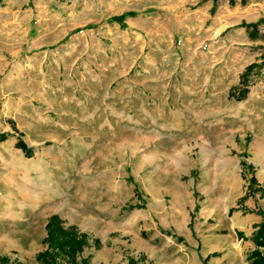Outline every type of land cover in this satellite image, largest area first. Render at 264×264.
I'll list each match as a JSON object with an SVG mask.
<instances>
[{"label": "rangeland", "instance_id": "obj_1", "mask_svg": "<svg viewBox=\"0 0 264 264\" xmlns=\"http://www.w3.org/2000/svg\"><path fill=\"white\" fill-rule=\"evenodd\" d=\"M198 1L31 0L18 11L38 19L15 28L18 49L10 59L17 65L1 72L2 122L65 141L71 203L73 193L88 202L95 192L98 207L111 205L114 214L109 238L89 231L103 225L94 227L86 214L68 210L66 222L51 214L43 240L14 239L0 264H164L168 256L151 246L152 231H140L137 239L141 226L132 225L138 211L183 242L186 231L216 223L200 219L205 203L214 204L212 190L225 188L228 195L241 182L239 209H249L252 198L257 208L264 205V188L257 187L264 157L257 163L251 153L264 149V66L242 78L264 58L249 55L255 46L227 42L241 24L228 21L222 0H214L219 5L207 15L198 12ZM246 87L249 94L240 100ZM50 169L60 180L59 168ZM204 173L209 179L202 181ZM231 196L224 201L225 222L238 211L227 206ZM54 217L69 237L83 238L75 255L51 244ZM229 249L210 254L204 264Z\"/></svg>", "mask_w": 264, "mask_h": 264}, {"label": "crops", "instance_id": "obj_2", "mask_svg": "<svg viewBox=\"0 0 264 264\" xmlns=\"http://www.w3.org/2000/svg\"><path fill=\"white\" fill-rule=\"evenodd\" d=\"M242 1L222 0V8L229 10L227 13L228 21L233 20L235 22L234 26H239L244 22L249 24L264 20V0H245V4ZM30 2L31 0H3L0 3V102H3L5 97L1 72L11 71V68H16L17 65L16 62H11L10 59V56L14 55L18 49L15 41L18 30L15 28L18 26L22 28L27 24L32 25L33 21L38 19L33 14H18V11ZM203 2L204 0L198 1V3H202V7H199L198 12L206 15L209 12L211 14L215 12L216 7L219 5L218 1L214 6V0ZM230 2L234 6L230 7ZM227 28L229 26L221 29V33L225 32ZM258 30L261 35L264 34V24H261ZM256 32L252 28L248 30L238 27V32L231 36L232 38H227V42L255 46L257 48L256 53H250L249 55L254 54L256 58H264L263 40L251 39L250 37V34ZM25 44L26 42L22 43L18 50L19 53L25 52L23 50ZM255 61L256 59L248 65ZM2 114L3 110H0V253L11 246L13 240L17 238H26L29 241L34 239L43 240L46 236L45 226L48 217L51 214H57L66 222V215H69L68 210H71L73 215H88V220L93 222L94 227L102 224L101 230L92 228L89 231L95 235L99 231H103L109 238L112 233L111 224L114 214L111 205L103 208L98 207L95 192H92L93 196L89 195L88 202L81 200L82 197L79 192L73 193V204L71 203V196L66 191L67 186L65 188L66 178L69 175L64 170L67 163L66 150L69 145L58 136H46V138L40 136L38 138V136L17 131L8 123L2 122ZM33 121L36 122L35 119ZM40 129L45 128L41 127ZM54 130L64 133L62 127H55ZM20 142H23L27 149L20 146ZM236 149L239 153L245 151L243 147H236ZM251 153L254 155L255 162L260 163L262 161L261 157H264V149L263 153L262 151L258 153L255 149ZM247 164L249 165L251 162L247 161ZM54 166L59 168L60 180H57L51 174L53 170L51 171L50 167ZM252 166L256 167L255 164ZM237 167H242L238 171H243L242 158ZM195 168L196 166L193 169ZM76 170L77 175H79V169ZM241 177L242 175L239 174L238 178L242 179ZM201 179L202 181L209 179L208 174H202ZM239 179L238 181H240ZM257 179L258 185H260L257 187L264 188V180H260L258 176ZM225 192V188L215 193L212 190L213 194L209 195V201L214 204L205 203L200 213V219L205 218L208 222L210 218H213L216 223L214 225L207 223L194 233L186 231L183 242L179 240L180 236L167 230L161 222L156 223L150 215L143 213V211H138L132 225V228L141 226L138 229L139 236L137 239H141L142 232L147 229L152 231L151 246L156 250H160L163 255L168 256L165 260L168 259L169 261L164 264H204L210 254L220 252L226 246L230 248L229 253H225L221 257L210 258L207 264H250L248 260L244 259V256L246 254L247 259L248 254L256 249L251 237L257 230V226L264 223V216H261L258 212L259 209L264 212V205L257 208L255 205L258 200L252 198L248 201L250 203L249 209H239L236 201L244 194L241 182H238V187L233 192L224 195ZM231 195H233L234 201L228 203L227 206L234 210L236 208L238 211L235 210V215L231 216L233 218H230L229 222H225L224 213H222L224 211V201L228 198L230 202L232 200ZM70 203L73 205L72 208ZM115 213L116 215L120 214L117 210H115ZM72 223V225L76 224L74 221ZM142 227H144L143 230ZM140 231L141 235L139 234ZM194 235L198 242L193 237ZM261 251L264 253V249H261Z\"/></svg>", "mask_w": 264, "mask_h": 264}, {"label": "trees", "instance_id": "obj_3", "mask_svg": "<svg viewBox=\"0 0 264 264\" xmlns=\"http://www.w3.org/2000/svg\"><path fill=\"white\" fill-rule=\"evenodd\" d=\"M2 0H0V3ZM243 3H245V0H243ZM264 24V20H260L258 23H242L241 27L249 29H254L257 32L255 34H250V37L252 39H257L260 37L264 38L263 36H260V33L258 31V27ZM264 61L260 64H252L250 65L246 71L243 73L242 78L246 80L250 77L251 73L258 67H263ZM241 97L240 100L246 99L247 95L249 94V88H244L240 91ZM230 96H234V94H230ZM20 146L27 149V146L23 143H19ZM255 182V180H253ZM61 222L57 219V217H54L49 225V240L51 241V244L60 246L61 248L68 247V252L72 255H75L79 249L82 248L84 245L83 238L78 239L76 236L72 235L69 237V234L65 231L64 228L60 225ZM258 229L254 232L252 236V241L256 245V249L252 251L248 256V261L250 264H264V254L261 251V249H264V223L260 224ZM73 231V229H70ZM74 232V231H73Z\"/></svg>", "mask_w": 264, "mask_h": 264}]
</instances>
